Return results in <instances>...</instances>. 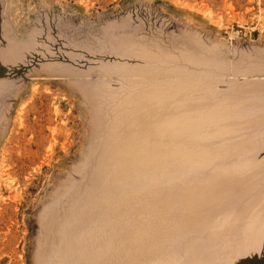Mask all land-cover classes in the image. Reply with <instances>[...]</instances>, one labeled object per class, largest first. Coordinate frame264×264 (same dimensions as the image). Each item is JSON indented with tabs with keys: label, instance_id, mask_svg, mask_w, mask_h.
Returning <instances> with one entry per match:
<instances>
[{
	"label": "rangeland",
	"instance_id": "rangeland-1",
	"mask_svg": "<svg viewBox=\"0 0 264 264\" xmlns=\"http://www.w3.org/2000/svg\"><path fill=\"white\" fill-rule=\"evenodd\" d=\"M0 264H264V0H0Z\"/></svg>",
	"mask_w": 264,
	"mask_h": 264
}]
</instances>
